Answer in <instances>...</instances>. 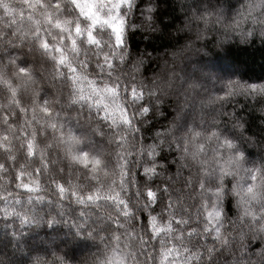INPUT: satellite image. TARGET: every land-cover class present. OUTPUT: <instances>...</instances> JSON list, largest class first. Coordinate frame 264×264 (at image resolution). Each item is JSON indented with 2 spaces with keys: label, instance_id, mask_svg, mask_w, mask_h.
I'll list each match as a JSON object with an SVG mask.
<instances>
[{
  "label": "clouds",
  "instance_id": "1",
  "mask_svg": "<svg viewBox=\"0 0 264 264\" xmlns=\"http://www.w3.org/2000/svg\"><path fill=\"white\" fill-rule=\"evenodd\" d=\"M0 264H264V0H0Z\"/></svg>",
  "mask_w": 264,
  "mask_h": 264
}]
</instances>
